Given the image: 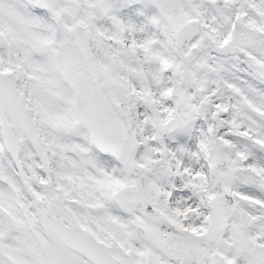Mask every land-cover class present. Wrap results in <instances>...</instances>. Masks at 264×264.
Masks as SVG:
<instances>
[{"label": "snow or ice", "instance_id": "snow-or-ice-1", "mask_svg": "<svg viewBox=\"0 0 264 264\" xmlns=\"http://www.w3.org/2000/svg\"><path fill=\"white\" fill-rule=\"evenodd\" d=\"M0 264H264V0H0Z\"/></svg>", "mask_w": 264, "mask_h": 264}]
</instances>
